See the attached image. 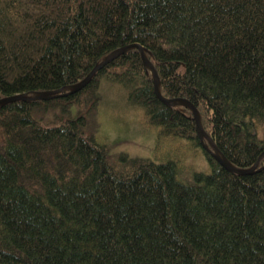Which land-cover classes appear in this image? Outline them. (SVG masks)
Here are the masks:
<instances>
[{"label": "trees", "instance_id": "obj_1", "mask_svg": "<svg viewBox=\"0 0 264 264\" xmlns=\"http://www.w3.org/2000/svg\"><path fill=\"white\" fill-rule=\"evenodd\" d=\"M130 43L208 137L135 47L70 92ZM104 84L211 170L112 152L89 119ZM14 94L30 97L0 104V264H264V0H0V98ZM205 143L257 166L232 171Z\"/></svg>", "mask_w": 264, "mask_h": 264}, {"label": "rangeland", "instance_id": "obj_2", "mask_svg": "<svg viewBox=\"0 0 264 264\" xmlns=\"http://www.w3.org/2000/svg\"><path fill=\"white\" fill-rule=\"evenodd\" d=\"M98 96L95 111L89 115L91 128L99 141L111 145L112 152L124 151L156 161L179 157L183 175L187 178L194 172L211 170L201 149L193 146L187 138L159 136L157 130L148 124L143 111L127 104L119 86L104 84L98 90ZM75 111L73 105L72 112Z\"/></svg>", "mask_w": 264, "mask_h": 264}, {"label": "water", "instance_id": "obj_3", "mask_svg": "<svg viewBox=\"0 0 264 264\" xmlns=\"http://www.w3.org/2000/svg\"><path fill=\"white\" fill-rule=\"evenodd\" d=\"M137 48L141 54V57L144 61V63L147 65L148 69L150 70L151 74H152V78H153V86H154V91L157 94V96L159 98H161L162 100L166 101V102H177V103H183L185 106H187L191 111H192V116L193 119L195 121L196 127L197 129L200 131V138L202 140V138L208 137V134L205 132V130L203 129L201 122H200V115L199 112L197 110V107L189 100H186L184 98L181 97H173V98H164L160 92L159 89V80H158V74H157V70L153 64L152 61L149 60V58L147 57L146 53H145V49L144 47L140 44V43H130L127 44L125 46H122L118 49H116L113 54L106 60L98 63L97 65H95L92 70L80 81L74 83L71 86L70 92H75L80 90L81 88H83L87 82L91 79V77L94 75V73L100 69L102 66H104L109 60H111L112 58L118 56L119 54L123 53L124 51H126L127 49L130 48ZM64 93H62L60 90H54L51 92H43L42 94H38L37 97L39 98H52V97H56V96H60L63 95ZM30 96L27 95H23V94H14V95H9V96H5L0 98V104L8 102V101H12V100H16V99H22V98H29ZM204 147H206V149L211 153V155L223 166L231 169L232 171H240V172H249L252 169H254L257 166V162L254 163V165L250 168H237L235 166H233L227 159H225L222 155H220V153L218 152V150L216 149V147L212 144L213 148L208 147V145L205 143Z\"/></svg>", "mask_w": 264, "mask_h": 264}]
</instances>
